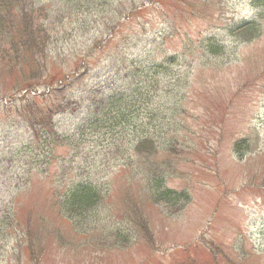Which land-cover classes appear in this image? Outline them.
Listing matches in <instances>:
<instances>
[{
	"label": "rangeland",
	"instance_id": "rangeland-1",
	"mask_svg": "<svg viewBox=\"0 0 264 264\" xmlns=\"http://www.w3.org/2000/svg\"><path fill=\"white\" fill-rule=\"evenodd\" d=\"M100 2L80 32L60 19L49 50L35 57L46 59L41 75L67 79L63 87L41 96L56 79L37 78L27 83L34 97L23 79L36 64L0 69V211L9 208L19 229L0 243V264H264V0ZM252 19L260 36L240 42L234 30ZM167 57L171 74L151 79L134 111L123 105L128 120L65 140L95 102L133 88L126 58ZM43 114L58 141L46 144L40 166L23 156L32 147L26 121ZM140 139L153 151L143 159L133 151ZM240 140L250 148L242 157L233 148ZM155 166L166 187L189 196L180 212L154 204L146 169ZM88 179L103 197L95 224L75 232L58 204Z\"/></svg>",
	"mask_w": 264,
	"mask_h": 264
},
{
	"label": "trees",
	"instance_id": "trees-1",
	"mask_svg": "<svg viewBox=\"0 0 264 264\" xmlns=\"http://www.w3.org/2000/svg\"><path fill=\"white\" fill-rule=\"evenodd\" d=\"M46 1L50 0H0V69L6 68L10 71L12 69L14 71H19L20 64H23V62L29 59L33 65L36 64V71L35 67L31 68L32 70L23 79V85L32 83L37 78L42 79V82L56 79L54 83L44 86L47 87L46 89L49 88V90L47 93L44 92L41 96H48L53 93L52 86L56 82H59V88L63 87L67 82V79L56 78V75L44 77V75L40 74L46 70L47 64L45 58L44 60L41 58L36 62L34 61L36 56H45L46 50H49L48 47L51 43L52 33L60 30H56L60 19H63V22H68V24L65 25H70V29H78L77 32H80L85 29L86 22H91V17L96 19V17H98L97 15L101 14L98 9L103 5L100 0L96 4H93L90 0H56L57 7L55 9L53 4H48ZM129 14L131 15V12ZM121 15L124 16L122 13ZM56 18H59V20L53 21V19ZM104 24L106 27L105 30L107 32L109 31V33L115 29V26L111 24L106 22ZM61 32L63 36L68 35L64 31ZM69 32L70 31H68V33ZM260 33L255 19L245 22L234 30V34L240 42L242 40L250 41L260 36ZM106 39V41L109 42L111 38ZM209 49L211 52L217 51L216 46L211 44L209 45ZM150 53L151 52L147 54ZM173 58L167 57L164 60L166 62L162 63H158L157 60L153 61L147 59H144L142 63H138L135 60L126 58V61H128L127 66H130V69L125 78L129 80L133 88L130 89L127 94L111 91L98 102H95V109L90 118L86 119L87 122L75 129L76 133L73 137L68 136L65 140L73 142L74 138L77 136L81 138L84 137L88 130L96 131L98 128L107 126H109L108 128H112L115 124L114 122L118 119L120 122L128 120V114L122 111V108H124L123 105H127L128 110L131 112L137 109L138 107H136V105L140 103L141 97L146 95L148 82L153 78L159 79V74L161 72H163L165 76L171 74L172 70L169 65L173 63ZM122 69L123 68H116L115 72L122 74ZM102 81L105 82L107 79ZM43 84L45 83L41 85ZM25 90L30 91L32 93L31 95L34 96L36 86L30 87L29 84H27ZM26 95L28 94L26 93ZM135 100L136 103L133 104ZM99 102L100 104H98ZM42 117L43 118L38 123L33 122L37 119L35 116H31V118L29 116L26 121L29 123L28 127L30 128V134H32V139H30V141H32V147L26 144L29 148H26L24 153L26 156H23L27 157L28 155L30 158L34 155L36 158L35 162L40 164V166H42V164L39 162L43 164L47 163L44 157L45 154H48L46 152V144L50 145L58 141L57 136L52 132L53 127L51 123H49V121H51V115L43 114ZM46 123H49V125ZM44 124L45 126H43L41 130L37 129L38 126ZM34 141H36V145L33 144ZM147 143H150V140L140 139L133 148V151L137 152L141 159H143V154L148 155V153L153 152L150 151L151 146H147ZM233 148L238 157H242L250 150L247 140L235 142ZM25 167L26 165L22 166L23 169H26ZM146 175H148V180H150L149 186L154 204H161L165 210L171 209L176 213L180 212L184 204L188 201L189 196H187L185 192H177L165 186L167 174L164 172V169L160 170V168L155 166L154 168L146 169ZM70 185V187L65 189L67 191L64 192V197L58 204L60 209L59 212H61L64 219L71 224L75 232H83L88 226H93L95 224L94 222L97 215L96 210L103 197L102 190L100 189L101 187L95 185L93 181L89 179L86 181H76ZM89 228L91 227H88V229ZM16 229H18L16 217L12 214L11 210L5 206L3 210L0 211V243L5 237L10 235V232L14 234ZM123 237H126V235L121 234V237L117 235L116 239L121 241Z\"/></svg>",
	"mask_w": 264,
	"mask_h": 264
}]
</instances>
